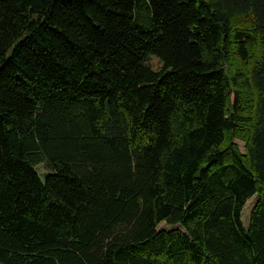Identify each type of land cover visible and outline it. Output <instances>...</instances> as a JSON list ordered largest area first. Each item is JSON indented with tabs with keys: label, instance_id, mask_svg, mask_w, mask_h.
I'll use <instances>...</instances> for the list:
<instances>
[{
	"label": "trees",
	"instance_id": "16d2710c",
	"mask_svg": "<svg viewBox=\"0 0 264 264\" xmlns=\"http://www.w3.org/2000/svg\"><path fill=\"white\" fill-rule=\"evenodd\" d=\"M0 264H264V0H0Z\"/></svg>",
	"mask_w": 264,
	"mask_h": 264
},
{
	"label": "rangeland",
	"instance_id": "374dc122",
	"mask_svg": "<svg viewBox=\"0 0 264 264\" xmlns=\"http://www.w3.org/2000/svg\"><path fill=\"white\" fill-rule=\"evenodd\" d=\"M232 144L236 145L238 148V151L240 153H243V148H244V144L239 141L238 139H233L232 140ZM37 172L41 175L40 178L43 179V174L46 173V168L44 165H39L36 167ZM256 202V196L252 197L251 199H249L248 201H246L242 212H241V222L243 224L244 227H246L248 225V221H249V214L250 211L254 205V203ZM176 228L175 226H169L166 224H161L159 225V227L157 228L158 230H171Z\"/></svg>",
	"mask_w": 264,
	"mask_h": 264
}]
</instances>
